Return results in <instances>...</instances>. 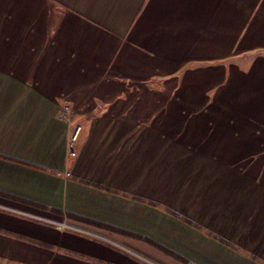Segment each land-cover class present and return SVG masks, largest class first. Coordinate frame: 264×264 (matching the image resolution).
I'll list each match as a JSON object with an SVG mask.
<instances>
[{"label": "crops", "instance_id": "crops-1", "mask_svg": "<svg viewBox=\"0 0 264 264\" xmlns=\"http://www.w3.org/2000/svg\"><path fill=\"white\" fill-rule=\"evenodd\" d=\"M0 237L264 264V0H0Z\"/></svg>", "mask_w": 264, "mask_h": 264}, {"label": "rangeland", "instance_id": "rangeland-1", "mask_svg": "<svg viewBox=\"0 0 264 264\" xmlns=\"http://www.w3.org/2000/svg\"><path fill=\"white\" fill-rule=\"evenodd\" d=\"M73 113H74V111H73ZM77 145H76V155L75 156H73V157L70 156V154L68 152V154L71 158H76V156H77ZM1 211L8 212L7 210H2V209H1ZM21 218H26V219H30V220L33 219L35 221H40V220L34 219L33 217H21ZM65 225H67V224H65ZM67 226L68 227L54 226V228L57 229L59 227V228H61V230H60L61 232H75L77 234H80V235L88 238V239L96 240V241L97 240L102 241V243H107V244L111 245L110 242L94 235L93 233H90L88 231H81L79 229H74V228L70 227L69 225H67ZM149 242H151L154 247H156V248L160 249L162 252L166 253L168 256H170V257L172 256L178 260L177 261V260L172 259V260L168 261V260L162 259V262L160 264H195V263L185 259L184 257H182V256H180L174 252H173L174 255L171 254L170 253V252H172L171 250L160 245L158 242L156 243V242L151 241V240ZM20 245L16 244L11 239L0 237V264H40V263L41 264H51L48 257L41 256L37 252H34V251H29L25 247H23L24 245H21L22 247ZM114 246L116 247L117 245H114ZM117 248L120 249L118 246H117ZM21 251H22V253H21ZM63 251H65L64 248H63ZM61 252H62V250H61ZM168 256H165V257H168ZM13 257L18 258V259H14ZM133 257H135V259H137V260H134L135 262L129 263V264H159V263H154V262L151 263V261H148L147 259H142L143 257H141V258L138 256H133ZM160 257L164 258V255H162ZM77 264H92V263L86 262V263H77Z\"/></svg>", "mask_w": 264, "mask_h": 264}, {"label": "built area", "instance_id": "built-area-1", "mask_svg": "<svg viewBox=\"0 0 264 264\" xmlns=\"http://www.w3.org/2000/svg\"><path fill=\"white\" fill-rule=\"evenodd\" d=\"M72 107L69 106L68 103H65L61 108V119L64 121L63 123H66L68 126L73 125L74 121V113ZM82 126L81 125H75L71 133L69 135L68 144H67V150L70 154V156L76 155V145L78 144L80 140V136L82 134ZM63 227H68L67 225H63Z\"/></svg>", "mask_w": 264, "mask_h": 264}, {"label": "trees", "instance_id": "trees-1", "mask_svg": "<svg viewBox=\"0 0 264 264\" xmlns=\"http://www.w3.org/2000/svg\"><path fill=\"white\" fill-rule=\"evenodd\" d=\"M11 160L16 161V160H14V159H11ZM16 162H19V163L25 164V163L20 162V161H16ZM170 253L173 254V252H170ZM173 255H174V254H173Z\"/></svg>", "mask_w": 264, "mask_h": 264}]
</instances>
